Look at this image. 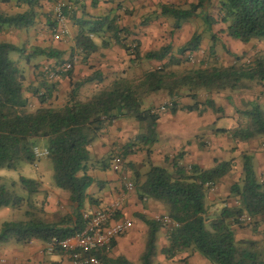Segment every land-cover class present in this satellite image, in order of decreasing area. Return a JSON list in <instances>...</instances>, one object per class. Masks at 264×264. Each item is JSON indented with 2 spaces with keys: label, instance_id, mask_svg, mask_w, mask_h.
I'll list each match as a JSON object with an SVG mask.
<instances>
[{
  "label": "trees",
  "instance_id": "1",
  "mask_svg": "<svg viewBox=\"0 0 264 264\" xmlns=\"http://www.w3.org/2000/svg\"><path fill=\"white\" fill-rule=\"evenodd\" d=\"M10 1L0 0V3ZM15 1L27 5L29 10L14 15L0 13V27H31L34 24V7L39 5L40 0ZM212 1L197 0V3L186 9L172 3L162 4L159 7L160 14L172 18L174 28L178 29L181 22L198 15L200 10L207 26L211 27L217 21L206 12ZM217 12L218 21L225 25L229 38L244 44L251 40L264 43V0H217ZM53 21L50 22L51 27L55 25ZM102 25L97 23L88 28V32L94 34ZM121 31H115L117 42L121 43L133 61L139 60L138 41L130 39L127 32H124L122 39L119 38ZM200 43L201 35L195 33L179 52L183 55L185 52L197 51ZM75 46L83 52V61L96 50L84 33L78 34ZM14 52L20 54L24 49L0 43V169H14L21 161L33 163L36 159L33 148L39 139H46L55 185L69 194L70 202L76 204L78 211L83 206L86 190L92 184L87 174L88 147L113 120L128 116L144 124V132L129 143V150H125L131 152L136 146H151L157 141L156 122L159 116L153 108H143L144 98L159 93L171 99L186 96L194 103L182 107V110L202 114L210 108L219 113L222 109L215 108L210 98L200 102L199 94L225 91L242 93L264 88V52L246 61L242 56H236L234 63L229 65H208L201 61L198 66L176 70L175 67L187 60L169 56L168 46L144 55L147 60L159 62V68L145 71L141 77H118L86 100L77 99L81 85L94 81L93 76H90L73 84L63 106L53 107L48 104V99L56 90V83L43 79L40 87H25L23 71L10 58ZM32 55L61 58L58 51L39 48H35ZM72 72L73 68L63 74L71 78ZM26 91L39 101L36 108H30L24 96ZM177 109L178 105L174 101L167 108L171 113ZM236 112L237 127L232 130L221 129L220 133H226L239 142L264 138V107L258 101L249 102ZM233 166V160H229L218 162L210 169H201L196 165L186 169L173 162L170 168L148 164L145 173L135 172V187L140 197L164 204L168 208V216L178 223V227L169 231L168 246L161 251L167 259L194 250L212 264H264V232L260 240L236 241L234 238V228L245 223L240 220L242 216L250 218L247 225L253 227V234L264 223V179L256 176L251 155H242V174L229 188L228 198L234 199L236 205H225L214 216L208 214L207 192L227 176ZM19 181L22 189L28 192L27 199L0 184V209L28 207L23 220L2 223L0 243L13 240L26 244L39 240L47 244L52 238L61 239L75 232L47 223L33 199L40 191V184L25 178ZM145 223L149 232L146 249L138 264L153 263L156 234L161 226L153 220H145ZM118 264L130 263L120 260Z\"/></svg>",
  "mask_w": 264,
  "mask_h": 264
},
{
  "label": "crops",
  "instance_id": "2",
  "mask_svg": "<svg viewBox=\"0 0 264 264\" xmlns=\"http://www.w3.org/2000/svg\"><path fill=\"white\" fill-rule=\"evenodd\" d=\"M56 2L64 5L63 10L67 15V33L59 37L55 36V25L50 26V22L54 20L52 9ZM168 3L186 9V4H195L197 0H40L39 5L34 7V24L27 29L0 27V43H8L24 49L20 54L11 53L10 58L17 62L23 71L25 87L30 85L40 87L42 80L46 79L43 72L45 67L54 69L63 63L72 62L76 57L72 63L71 78L61 73L54 82H50L56 83V90L48 99V104L53 107H61L68 100V98H56L59 94H69L74 83L90 76H93L94 81L81 85L77 99L86 100L118 77H141L145 71L159 68V62L147 60L144 55L163 47L170 46L169 56L182 60L191 58L190 61L199 57H203V60L205 58L203 55L208 50L215 53L220 61L231 58V63H234L236 56L245 58L264 52L263 42L251 40L244 44L233 40L227 36L225 26L221 27L217 24L220 21L217 20L208 27L202 16L201 23L193 22L194 18H198L197 15L181 22L177 33L173 34V28H163V23L169 20L174 24L173 19L162 16L160 8L158 10L156 8L158 5ZM27 10H29L27 5L18 4L15 0L0 3V13L14 15ZM155 13L159 15V18L157 17L159 21L154 17ZM53 23L55 24V21ZM97 23L103 25L96 33H89L88 28ZM114 28L122 30L118 35L119 38L122 39L124 32H127L130 39L138 41L141 55L139 60L133 61L123 50L121 43L117 42ZM81 33L87 35L96 46V50L87 55L86 61L82 59L83 52L75 46L76 38ZM195 33L201 35L199 50L180 54L179 49ZM35 48L58 51L61 53V58L32 55ZM222 93H213L210 97L215 108L222 109L219 113L210 108L202 114L198 111L182 110V107L194 103L186 96L171 99L167 98L166 94L159 93L144 98L143 108H153L159 116L156 122L157 141L151 146H136L131 152L127 147L144 132V124L128 116L113 120L88 147L87 174L91 177L92 184L86 190V197L79 211L76 204L70 202L67 192L57 187H43L42 179H36V182H41L42 186L33 199L36 206L41 209L44 220L65 230L77 231L83 225L84 214L106 208L125 194V201L114 221L128 218L133 226L128 232L116 238L108 250L97 252L96 257L98 259L100 257L99 264H118L120 260L138 264L146 249L149 232L145 220L157 222L161 215L168 213V208L164 204L151 198H141L135 187V172L145 173L148 164L170 168L175 162L186 169L192 165L201 169H210L218 162L233 160L232 171L211 186L212 188L209 187L206 206L209 216H214L225 205L235 206L234 199L224 200L229 194V189L226 187L239 180L244 153L252 156V166L256 176L264 179V141L258 139L248 142L234 141L219 130L236 128L238 122L236 110L244 108L247 103L256 100L264 107V88L259 87L242 93L227 92L221 95ZM24 96L31 109L39 105L37 98L29 91H26ZM205 99L199 98L200 102ZM171 100L178 105L175 113L168 110L161 111L160 107ZM40 144L43 149H47L43 141H40ZM126 148L128 150H125ZM106 157L109 160L105 163L103 160ZM115 158L120 162L114 167ZM124 178L134 184V190L126 192ZM20 210L10 207L1 208L0 229L3 222L15 221L10 215ZM169 231L170 229L160 226L156 234V254L152 264H212L194 250L167 259L161 251L168 246ZM250 231L248 228L235 227V240H260L264 232V223L257 228L255 234ZM246 232H248L247 237L243 234ZM46 245L39 240L26 244L16 243L13 240L2 242L0 258H4L6 264H70L68 257L59 250L52 255L46 254Z\"/></svg>",
  "mask_w": 264,
  "mask_h": 264
},
{
  "label": "built area",
  "instance_id": "3",
  "mask_svg": "<svg viewBox=\"0 0 264 264\" xmlns=\"http://www.w3.org/2000/svg\"><path fill=\"white\" fill-rule=\"evenodd\" d=\"M63 8L64 5L61 2H56L52 9L55 21L54 31L57 37L67 33V15L64 13ZM189 59L191 60V58ZM73 60L75 61L76 57ZM73 60L72 62L63 63L54 69L45 67L43 72L46 79L49 82H54L61 73L67 72L72 68ZM172 102L173 100L166 102L160 107V110L166 111L172 105ZM33 154L35 158L48 156V150H39L38 147H34ZM119 162V159L115 158L113 166L115 167ZM123 181L126 192L134 190L132 182L127 181L125 178ZM124 201L125 194L106 208L96 210L91 214H84L82 227L64 238H52L46 245L45 253L52 255L59 250L68 257L70 264H99L100 261L96 257V253L108 250L116 238L129 231L133 226L132 221L128 218H120L114 221ZM240 220L248 222L250 218L242 216ZM157 222L165 229L171 230L178 227V223L173 221L167 214L161 215ZM0 263L6 264V260L0 258Z\"/></svg>",
  "mask_w": 264,
  "mask_h": 264
},
{
  "label": "rangeland",
  "instance_id": "4",
  "mask_svg": "<svg viewBox=\"0 0 264 264\" xmlns=\"http://www.w3.org/2000/svg\"><path fill=\"white\" fill-rule=\"evenodd\" d=\"M159 7H160V5L156 6L157 10L159 9ZM186 7L189 8V5L186 4ZM206 12L210 16H212L214 19L218 20L217 0L212 1V4L210 5V7L207 8ZM198 14H199V15H197L198 18H194L193 22L201 23L202 12L199 10ZM158 16L159 15L157 13H155L154 17H156V20L159 18ZM157 21H159V20H157ZM163 24H161V25H163V28H168V29L173 28V34L177 33V29L174 28V24L172 23V21L169 20V22L163 23ZM217 24H219V26H221V27L225 26L221 22H218ZM189 34H187V37L189 36ZM203 56H205V58L203 60H202L203 57H201V58L199 57L197 60H194V61H190V59L187 58L188 60L186 62H184L181 66H178L177 68L179 70H181L183 68L188 69L191 67H195V66H198L201 61H205L208 65H229L232 62L231 58H228V59L225 58V59L220 61L219 57H217V55H215V53H212L209 50ZM253 56L254 55H249L245 58L243 57L244 61L251 60L253 58ZM21 63L23 64V61H21ZM227 92L228 91H225L221 95H225V94H227ZM212 94L213 93L209 94V93L203 92V93L199 94V98H210ZM68 95L69 94H67V93H65V94L61 93L56 98H68L69 97ZM167 98H169V97L167 96ZM258 140L264 141V138H259ZM40 141H43L44 145L46 146L47 140L46 139H39L36 143V145H37L36 147H38L39 150H43V146H42V144H40ZM108 160H109V158L106 157L103 160V162L106 163V162H108ZM240 176H241V173H240ZM21 178H25L28 180H35V181H36V179H42V184L44 185L43 187H51V186L56 187L55 180H54L53 164H52L51 159L48 156H42L40 158H36L33 163H29L26 161L18 162L14 169H7V168L0 169V184L6 186L7 188H9L13 192H15L18 196L27 199L28 198V192L26 190L22 189V187L20 185V181H19ZM39 184L41 187L42 186L41 182H39ZM231 185H227V186L230 188ZM228 187H226V188L229 189ZM227 199H230V198H228V196L224 198L225 201ZM27 209H28L27 205H24L23 208H21V210L19 212H15L14 215H12V214L10 215L14 218H11V217L10 218L15 219V221L23 220L25 218L24 213L26 212ZM8 221H11V220H8ZM242 224L243 225L240 228H248L251 230L250 232L252 233V229H253L252 226L247 225V222L242 223ZM243 234L247 237L248 232L243 233ZM244 235H242V236H244Z\"/></svg>",
  "mask_w": 264,
  "mask_h": 264
}]
</instances>
